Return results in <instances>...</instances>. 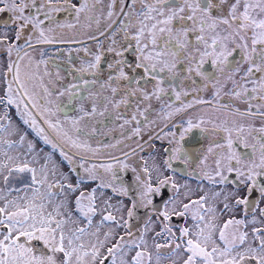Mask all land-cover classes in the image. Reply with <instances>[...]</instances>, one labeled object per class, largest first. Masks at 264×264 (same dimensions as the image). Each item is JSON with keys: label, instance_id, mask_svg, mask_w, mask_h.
Segmentation results:
<instances>
[{"label": "snow or ice", "instance_id": "6c2138e0", "mask_svg": "<svg viewBox=\"0 0 264 264\" xmlns=\"http://www.w3.org/2000/svg\"><path fill=\"white\" fill-rule=\"evenodd\" d=\"M0 264H264V0H0Z\"/></svg>", "mask_w": 264, "mask_h": 264}, {"label": "flooded vegetation", "instance_id": "af4514ba", "mask_svg": "<svg viewBox=\"0 0 264 264\" xmlns=\"http://www.w3.org/2000/svg\"><path fill=\"white\" fill-rule=\"evenodd\" d=\"M106 2H107V0H106ZM102 7H103V6H102ZM4 18L7 19V14H5ZM61 18H62V19H70L69 17H65V16H63V14H61ZM113 19H115V17H113ZM101 27H106V25L102 24ZM93 31H95V25H93ZM81 38H85V37H81ZM101 39H103V38H101ZM105 43H107V42L105 41ZM69 47H80V45H72V46L67 45V44L53 45V46H50V47H49V54H50V55H54V56H55V55H61V56H63V57L66 58V52H67V49H68ZM93 48H94V46H93ZM33 55H38V53H33ZM80 55H82V53H81ZM76 56H77V54H76V53H73V57H74V59L76 58ZM128 56H129V60L131 61V59H132V57H131V53H129ZM110 60H111V56L109 55V56L106 57L104 63L107 64ZM132 75L135 76L136 73H132ZM239 106H240V107H244L243 105H239ZM193 114H195V110H193ZM12 115H13V119H14L15 122H16L17 117H16V115H15V111H14V110H13ZM150 118H153V117H150ZM186 118H187V115H185V116L183 117V119H186ZM180 119H181V117H177V118H176V122H179ZM160 127H163V125L161 124V125H159V126H157V127H154V129H153L152 132H149V133H147L146 135H144V140H148V136H149V135L155 136V133H156V132H159V128H160ZM165 131H168V129H165ZM146 132H147V130H146ZM113 135L118 137V136H119V132L117 131V132H115ZM29 138H30V139L33 138L32 135H31V133H29ZM193 139H200V133H199L198 131L192 134V137H190L188 143L191 144ZM111 140H112V136H109V137L106 138V141H111ZM141 142H143V141H141ZM150 143H152V144L155 145L156 156H157V162H159L161 159H163V148H164L165 146H167V141H166V140H165V141H160V140H158V139H153ZM201 143L204 144V145H206V144H207V140H202ZM132 146L135 147V144H133ZM47 150H48V149H47ZM125 150H127V149H125ZM152 151H153L152 148H147L146 151H145L144 153H142V155L147 156V154H148L149 152H152ZM115 154H116V155H119V153H115ZM130 175H131V174H129V180H130ZM141 215H143V213H141Z\"/></svg>", "mask_w": 264, "mask_h": 264}, {"label": "rangeland", "instance_id": "374dc122", "mask_svg": "<svg viewBox=\"0 0 264 264\" xmlns=\"http://www.w3.org/2000/svg\"><path fill=\"white\" fill-rule=\"evenodd\" d=\"M16 123L17 124H20V121H19V119L17 118V120H16ZM21 127L23 128V125L21 124ZM30 139V138H29ZM42 147V145H40L39 144V142H37V148L39 149V148H41ZM45 151H47V149H45ZM57 159H59L58 157H57ZM65 171H67V169H65Z\"/></svg>", "mask_w": 264, "mask_h": 264}]
</instances>
